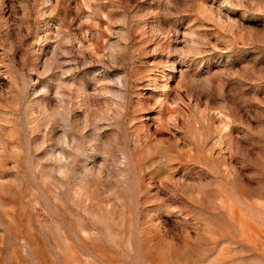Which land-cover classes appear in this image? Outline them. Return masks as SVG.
I'll list each match as a JSON object with an SVG mask.
<instances>
[{
    "label": "rangeland",
    "instance_id": "374dc122",
    "mask_svg": "<svg viewBox=\"0 0 264 264\" xmlns=\"http://www.w3.org/2000/svg\"><path fill=\"white\" fill-rule=\"evenodd\" d=\"M0 264H264V0H0Z\"/></svg>",
    "mask_w": 264,
    "mask_h": 264
}]
</instances>
